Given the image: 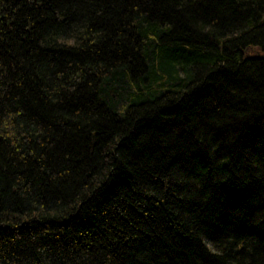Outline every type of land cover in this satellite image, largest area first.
<instances>
[{
	"label": "trees",
	"instance_id": "16d2710c",
	"mask_svg": "<svg viewBox=\"0 0 264 264\" xmlns=\"http://www.w3.org/2000/svg\"><path fill=\"white\" fill-rule=\"evenodd\" d=\"M0 264H264V0H0Z\"/></svg>",
	"mask_w": 264,
	"mask_h": 264
}]
</instances>
